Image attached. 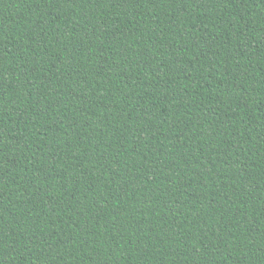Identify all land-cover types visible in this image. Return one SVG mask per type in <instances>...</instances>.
I'll return each instance as SVG.
<instances>
[{"label":"trees","instance_id":"16d2710c","mask_svg":"<svg viewBox=\"0 0 264 264\" xmlns=\"http://www.w3.org/2000/svg\"><path fill=\"white\" fill-rule=\"evenodd\" d=\"M0 264H264V0H0Z\"/></svg>","mask_w":264,"mask_h":264}]
</instances>
